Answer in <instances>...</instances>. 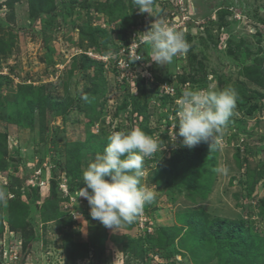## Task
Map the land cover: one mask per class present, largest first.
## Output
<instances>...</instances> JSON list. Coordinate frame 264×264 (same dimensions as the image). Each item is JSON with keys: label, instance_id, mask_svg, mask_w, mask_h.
Wrapping results in <instances>:
<instances>
[{"label": "rangeland", "instance_id": "374dc122", "mask_svg": "<svg viewBox=\"0 0 264 264\" xmlns=\"http://www.w3.org/2000/svg\"><path fill=\"white\" fill-rule=\"evenodd\" d=\"M108 1L0 0V248L16 239L22 264H264V0H154L152 13L190 37L189 51L163 66L150 62L139 31L125 41L120 31L128 18L146 31L155 17L133 0H114L120 6L107 13ZM98 28L107 36L104 63L87 44ZM132 33L143 72L163 82L154 92L148 82L139 93L126 78L130 66L118 65ZM84 54L92 60L87 68ZM240 82L258 108L244 115L249 103L237 100L215 144L205 157H186V178L179 179L166 163L179 147L171 138L182 92L231 87L239 97ZM138 94L147 134L165 147L144 159L142 184L154 201L113 231L92 219L78 194L83 170L108 136L139 128L128 97ZM124 97L127 106L117 109ZM223 166L227 174L216 171ZM202 213L240 222L225 251H211L207 224L192 225Z\"/></svg>", "mask_w": 264, "mask_h": 264}, {"label": "clouds", "instance_id": "9594fccd", "mask_svg": "<svg viewBox=\"0 0 264 264\" xmlns=\"http://www.w3.org/2000/svg\"><path fill=\"white\" fill-rule=\"evenodd\" d=\"M133 4L140 13L155 17L146 31L136 29L142 34V42L150 46V62L163 66L177 55L189 51L190 45L185 33L152 13L154 0H133ZM137 59L140 58L131 63ZM141 77L149 82L144 76ZM152 83L155 90L163 82L154 77ZM164 96L167 98V95ZM237 98L238 92L231 87L222 90L185 89L177 100L178 127H175L171 138L174 145L191 150L211 138V148L216 136L222 134V129L233 116ZM83 99L87 100L88 97L85 95ZM107 139L108 144L104 150L97 153L83 170L85 187L80 188L78 196L87 200L92 219L114 231L122 224H131L142 213L145 205L154 201L155 193L142 184L144 159L161 152L165 146L161 147L160 139L148 135L140 128L116 131ZM216 171L227 174L228 169L223 166ZM71 215L80 218L77 211Z\"/></svg>", "mask_w": 264, "mask_h": 264}, {"label": "trees", "instance_id": "16d2710c", "mask_svg": "<svg viewBox=\"0 0 264 264\" xmlns=\"http://www.w3.org/2000/svg\"><path fill=\"white\" fill-rule=\"evenodd\" d=\"M114 2H115L114 0L113 1L109 0L107 2V6L104 7V9L106 8V9H108V11H112V12L114 10H117V8L120 6V5H117V4H120V1L115 2V3ZM126 7H127V10L134 11V10H132L130 8V6H126ZM108 11L106 10L107 13H108ZM133 21H135V22H133ZM133 21L129 22V18H128L125 21L121 22L120 31L124 32L123 41H125V39H126L125 36L130 32L131 29H135V30L139 29L138 25H137V23H139L138 20L136 21V18H134ZM128 22H129V24H128ZM141 29L142 28H140L139 30H141ZM92 30H94V29L93 28H89L86 31L91 32ZM98 31H99L98 37L95 38V39H92L90 37V40H88L87 44L89 46H94L93 47L94 50L100 51V52H102V54H106L105 50L102 49L101 47L102 46L105 47L106 42H107V36L105 35V33H103V29L102 28H98ZM202 32H203V35L200 34L199 38L200 39L201 38L206 39L205 38L206 37V34H205L206 31H204L202 29ZM202 32H200V33H202ZM83 33H85L84 30H81V34H83ZM187 40H188L187 42L189 43L190 42V37H188ZM191 51H192V49H191ZM82 56L84 57L83 67H86V68L89 67L92 60L86 54H84ZM89 60H91V61H89ZM196 60L199 61L200 67H203V65H202L203 61L200 60V59L198 60V58H196ZM99 63H101V62H99ZM253 66H254L253 64H249V65L244 67L243 76L245 78H247V79L251 78L250 76L253 74L252 73ZM159 77L160 76L155 75V78H157V80H158ZM182 77H184V76H181L179 78H182ZM134 83H135V86H137L136 88L140 89L139 93L145 94V91L143 89H144V85H146L147 82H145L144 78L143 77H139L136 81H134ZM240 83H241V85L244 88V92L241 93V95H239L237 100L240 103H242V102L243 103H246V102L249 103L248 104L249 106L246 107V110H245V112L243 111V114L247 115V116H250L258 108V106H257L258 104L256 105V104L250 103L249 100H247L246 94L249 95V97H250L251 95H253V91H252V89H249L245 85L244 82H240ZM141 88H143V89H141ZM246 88H248V89H246ZM151 90L154 92V88L151 89ZM263 96H264V94L262 92V97ZM128 97L130 98L129 104L132 105V114L135 115L136 121H138V123L136 125H133V126L139 127L140 129H142L146 133H150V131L147 129V126L144 124V120L146 118V116L144 114L145 106L141 105L142 101L140 99L139 94L138 95H132L131 97L128 96ZM163 98L166 99L165 97H163ZM69 102H70V100H69ZM126 106H127V101H126V99L124 97V99L118 104L117 109H123ZM242 106H244V105H242ZM138 119H140V120H138ZM177 125L178 124L175 122V127ZM209 145H210V143H207V144L203 143L201 148L195 146L191 150L186 148V147H178L177 150L175 149V151L172 153V155L168 159L166 165H167V167L170 170L174 169V171H175V173H176V175L178 176L179 179H184V178H186V174H187V173L184 172V163L186 161L184 159H186V157H188V156H190L191 159H193L194 156L195 157L197 156V154H199L202 157L203 156L205 157L206 153L209 151V149H211ZM237 158L240 159V153L237 154ZM239 161L240 160L237 161L238 165H240ZM189 175H191V173H189ZM193 215H194V218L191 219V223H192V225L194 227L196 226L197 222L198 223L207 224L206 226L208 227V233H209L210 236H213L212 238H213V242H214V245L211 246V251L216 253V254H219L222 251H225L224 248L228 247V245L226 244V241L229 242L230 241L229 239L233 240L236 237V235H237V232H238L237 224H240V222H237L235 220H229V219H227L225 217H220V216L208 219L206 217L207 215L205 213H202L201 215H198V214H193ZM235 222H237V223H235Z\"/></svg>", "mask_w": 264, "mask_h": 264}, {"label": "built area", "instance_id": "2783aa9c", "mask_svg": "<svg viewBox=\"0 0 264 264\" xmlns=\"http://www.w3.org/2000/svg\"><path fill=\"white\" fill-rule=\"evenodd\" d=\"M130 40L128 41L129 43L124 46L122 51H120L121 54V59L118 62V65L121 68H126L130 66V69L126 73L127 77H131V81L134 82L136 81L139 77L144 76L146 79H148L149 82H153L154 77L151 75L148 76L143 72L142 67L138 64L140 59H137L134 61L135 63H131L132 60H135L136 58H140V47H138L139 43H142L141 37H139L140 41L139 43H132L133 42H138L136 33L129 34ZM87 54H91L90 52H87ZM99 56V55H98ZM106 56V57H105ZM101 60L106 61L108 57L107 54H102L99 56ZM12 239V238H9ZM22 258L20 254V243L15 239V240H10L8 241L7 239L5 240L3 247L0 248V264H22ZM24 264V263H23Z\"/></svg>", "mask_w": 264, "mask_h": 264}]
</instances>
